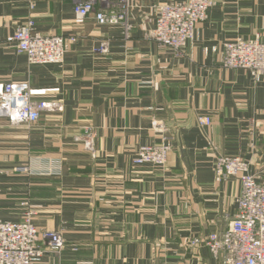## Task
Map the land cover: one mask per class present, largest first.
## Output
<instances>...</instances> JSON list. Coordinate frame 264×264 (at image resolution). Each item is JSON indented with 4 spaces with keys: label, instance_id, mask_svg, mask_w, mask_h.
Listing matches in <instances>:
<instances>
[{
    "label": "crops",
    "instance_id": "0c3cea01",
    "mask_svg": "<svg viewBox=\"0 0 264 264\" xmlns=\"http://www.w3.org/2000/svg\"><path fill=\"white\" fill-rule=\"evenodd\" d=\"M185 1L130 0L125 37L93 14L78 19L75 0H0V83L28 82L33 100L63 106L32 124L0 117V220L32 209L41 231L65 241L37 264H219L189 243L223 233L238 212L241 182L216 180L219 156L264 176V76L222 64L225 42L264 39V0H215L177 55L152 36L155 12ZM30 19L34 32L67 39L62 63L31 65L17 50L10 38ZM163 142L165 165L134 164L141 145Z\"/></svg>",
    "mask_w": 264,
    "mask_h": 264
},
{
    "label": "built area",
    "instance_id": "2783aa9c",
    "mask_svg": "<svg viewBox=\"0 0 264 264\" xmlns=\"http://www.w3.org/2000/svg\"><path fill=\"white\" fill-rule=\"evenodd\" d=\"M215 0H187L159 5L155 12L152 36L163 48L182 55L195 37L197 24L208 18ZM34 7V0H31ZM130 0H75L78 19L91 14L102 25H120L125 37L131 35ZM30 19L20 26L11 41L17 50L27 56L29 64H58L66 55V38L62 35H44L34 32ZM75 41V38H71ZM109 42L102 41L97 52H106ZM222 64L227 68L244 69L251 77L264 76V39L237 38L224 43ZM63 111L59 102L33 100V89L28 82L0 83V117L13 124H32L43 112ZM201 124H210L209 117H201ZM160 132L158 122L154 123ZM92 132L86 131L85 145L93 149ZM172 149L169 142L141 145L134 157L135 165L166 164ZM22 170H28L22 167ZM229 176L239 178L242 191L237 199L238 212L223 233H211L206 239L194 238L190 247L206 244L219 264H264V176L250 171V163L241 156L221 155L215 162L217 181ZM36 211L29 209L21 221L0 220V264H37L46 251L63 252L65 241L59 231L40 230L35 224Z\"/></svg>",
    "mask_w": 264,
    "mask_h": 264
},
{
    "label": "rangeland",
    "instance_id": "374dc122",
    "mask_svg": "<svg viewBox=\"0 0 264 264\" xmlns=\"http://www.w3.org/2000/svg\"><path fill=\"white\" fill-rule=\"evenodd\" d=\"M134 160V159H133Z\"/></svg>",
    "mask_w": 264,
    "mask_h": 264
}]
</instances>
